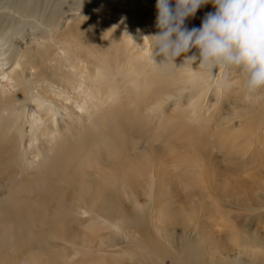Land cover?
<instances>
[{"label":"rangeland","instance_id":"1","mask_svg":"<svg viewBox=\"0 0 264 264\" xmlns=\"http://www.w3.org/2000/svg\"><path fill=\"white\" fill-rule=\"evenodd\" d=\"M24 1L0 0V82L16 68L27 78L26 88L11 78L14 88L0 105V112L9 107L8 118L0 119V264H177L164 241L177 235L172 247L184 251L181 236L195 234L204 264L212 242L226 241L231 232L240 240L255 231L264 237V186L258 181H264V124L251 116L260 108L246 97L238 69L209 76L198 61L180 66L182 57L177 66H155L148 38L156 32L155 0H32V9L17 13ZM202 18L195 14L185 26L198 28ZM74 67L88 81L86 111L73 117L75 107L68 104L63 116L52 108L44 114L59 93L45 85L47 94L37 86L29 90V82L45 75L59 83L69 76L68 95L82 105L77 92L83 79ZM99 70L102 82L91 78ZM33 96L38 103L29 101ZM33 108L52 133L58 121V139L41 136L45 126L35 128ZM222 186L235 189L230 198L219 193ZM234 196L247 201L245 210ZM87 205L91 216L103 213L79 219L76 211ZM178 212L192 219L184 230ZM117 223L121 231L112 234ZM125 232L155 252L142 241L128 244Z\"/></svg>","mask_w":264,"mask_h":264},{"label":"clouds","instance_id":"2","mask_svg":"<svg viewBox=\"0 0 264 264\" xmlns=\"http://www.w3.org/2000/svg\"><path fill=\"white\" fill-rule=\"evenodd\" d=\"M209 4L214 10L199 27L187 28L185 22ZM154 7L156 32L148 38L155 66H177L182 57L180 66L198 61L209 76L238 69L248 97L264 89V0H155Z\"/></svg>","mask_w":264,"mask_h":264},{"label":"bare ground","instance_id":"3","mask_svg":"<svg viewBox=\"0 0 264 264\" xmlns=\"http://www.w3.org/2000/svg\"><path fill=\"white\" fill-rule=\"evenodd\" d=\"M34 3L35 2H33L32 0H25L23 3L21 2V5H20V7L18 8V11H16L17 13H19V12H21V11H29L30 9H32L33 8V6H34ZM138 3V0H131V4L132 5H136ZM214 9L212 8V5L211 4H209V5H205L204 7H202L201 9H199L198 11H197V13L196 14H199V15H202V16H204V14L205 13H207V12H210V11H213ZM51 41V40H50ZM50 43H52V41L50 42ZM52 47V46H51ZM9 48V47H8ZM27 50V49H26ZM30 51H31V49H29ZM36 50V49H35ZM38 50V49H37ZM44 50H45V48H44ZM51 50V49H50ZM39 51V50H38ZM46 53L47 52H49V50L48 51H45ZM21 53V52H20ZM40 53V52H39ZM23 54V53H22ZM36 55V54H35ZM39 55V54H38ZM41 55V54H40ZM25 56H26V53H25ZM49 56V55H48ZM52 56V55H51ZM11 57V56H10ZM57 57V56H56ZM54 58V57H53ZM53 58H51V59H48V60H52ZM9 59V58H8ZM19 59V58H18ZM59 59V58H58ZM47 61V60H46ZM15 62V61H14ZM54 62V61H53ZM58 62V61H57ZM23 63V62H22ZM55 63V62H54ZM59 63V62H58ZM25 64V63H24ZM51 64H53L52 62H51ZM60 64V63H59ZM68 64V63H67ZM15 65V64H14ZM54 65H57V64H54ZM73 65V64H72ZM60 66V65H59ZM62 66H60V68H61ZM50 68V67H49ZM57 67H54V69H56ZM17 69V68H16ZM16 69H13V71H12V74L13 75H11V76H6V74L4 73L3 74V76H6V78L2 81V82H0V105H3L4 107H5V102H6V100L8 99V97L10 96V93H11V90L10 89H12V88H14L12 85H11V83H12V81H13V79H11V78H13L14 76L18 79V81H19V84L20 85H22V87L23 88H26L24 85H23V83H25L26 82V79L27 78H25L24 77V70L21 68L20 70V72H17V70ZM67 69V68H66ZM74 69H75V71L77 72V75L76 76H79L80 78L79 79H83L82 81H81V85L82 86H84V88L82 89V90H79L78 92H77V96H78V98H80L81 99V101H82V105H78V103L75 101L74 103H73V101H71L72 99V97H70L69 95H68V90H69V88L71 87V83H74V82H70L69 80V76L68 75H66V76H68V78L66 79V78H59L60 80H59V83H55V82H49V81H47V80H45L44 79V77H45V75L43 76V77H40V78H37V80L36 79H34V80H32V81H28L29 82V87H28V89L29 90H33V89H36L35 88V86H37L39 89H41L42 91H44L46 94L48 93L47 91L49 90V89H45L44 87L46 86V87H48V88H50L51 89V91H52V93L54 94V92H58L59 94L58 95H56L55 94V100L54 101H50V104H49V107L48 108H46V109H44V114H48V112H51L52 110H51V108L53 109V110H55L56 111V113H55V115L54 116H58V117H60V116H63L65 113H66V111L68 110V104H71L72 106H74L75 107V110H76V112H75V114H72L73 115V117L75 116V117H78L79 115V113L80 114H82V112L83 111H86V108H87V101H88V94L90 93V91L88 90L89 88H88V85H87V80L85 79V77H84V74H81L80 72H78L77 71V69H76V67H74ZM73 69V70H74ZM50 70V69H49ZM53 70V69H52ZM57 70V69H56ZM71 70H72V68H71ZM64 71V70H63ZM32 72V71H31ZM54 72V71H53ZM58 72V71H57ZM65 72V71H64ZM64 72H63V74H64ZM28 74H31V73H28ZM37 74H35V76H36ZM56 75V74H55ZM65 75V74H64ZM34 76V77H35ZM40 76V75H39ZM52 76V75H51ZM22 77V78H21ZM53 77V76H52ZM57 77V76H56ZM101 77H102V73L100 72V70H99V72L97 71V73H95V75L93 76V77H91V78H94V80L95 81H99V82H102L100 79H101ZM70 78H71V76H70ZM69 79V80H68ZM72 79V78H71ZM75 80L77 79V78H74ZM73 79V80H74ZM78 79V80H79ZM53 81H55V80H53ZM45 85V86H44ZM75 87V86H74ZM73 87V88H74ZM111 87V86H110ZM91 88V87H90ZM75 89V88H74ZM78 89V88H77ZM36 91V90H35ZM38 91V90H37ZM70 91V90H69ZM111 91V90H110ZM113 91V90H112ZM72 92H73V90H72ZM40 93V92H39ZM51 93V92H50ZM74 93V92H73ZM93 93V92H92ZM29 94H30V92H29ZM35 94H36V92H35ZM95 94V93H94ZM114 94V93H113ZM181 93H179L178 95H180ZM90 98H92V99H94V96L93 95H90L89 96ZM247 98H250L251 100H250V102H256L257 104H258V106H259V108H260V114H258V113H253L251 116H254V118L256 117V118H258L259 119V121L261 122L260 124H264V89H260V90H258L256 93H254L252 96H250V97H248V96H246ZM65 98V99H64ZM67 98V99H66ZM76 98V97H75ZM25 100V99H24ZM76 100V99H75ZM29 101L30 102H32V103H35L36 104V102L38 101V99L37 98H35L34 96L33 97H30L29 98ZM45 101H47L46 99L42 102V105H44V102ZM98 101V100H97ZM23 102V101H22ZM90 102V101H89ZM38 103V102H37ZM46 103V102H45ZM64 103V104H63ZM29 104V103H28ZM47 104V103H46ZM87 104V105H86ZM35 106V105H34ZM33 106V107H34ZM7 109H9V107H6V109L4 108L2 111H4L5 113H6V115H4V112H0V119H4V117L6 116L7 117V112H8V110ZM196 111V110H195ZM79 112V113H78ZM244 113V112H243ZM101 115V114H100ZM195 116V115H194ZM31 117H32V119H33V122H35L36 123V126H35V128L36 129H38L39 128V126H45V128H44V130L41 132V136H46V135H52V136H54V139H58V137H59V135H58V131H59V129H58V121L55 119V120H53V125H55V129H54V131H53V133H52V131L51 130H49L50 128H48V124H47V122H48V120H45L44 121V115L43 114H41V113H37V111L35 110V108H33V109H31ZM101 117V116H100ZM8 118V117H7ZM28 118V117H27ZM102 118V117H101ZM253 118V119H254ZM255 118V119H256ZM14 119V118H13ZM244 119V118H243ZM257 119V120H258ZM256 120V121H257ZM2 121V120H1ZM27 121V120H26ZM31 121V120H30ZM62 121H65V117L63 118V120ZM101 121V120H100ZM255 121V120H254ZM3 123V122H2ZM18 123V122H17ZM27 123H28V121H27ZM258 123V122H257ZM259 124V123H258ZM14 125V124H13ZM33 125V124H32ZM31 125V126H32ZM10 126H12V125H10ZM49 127H51V126H49ZM53 127V126H52ZM63 127V126H62ZM61 127V128H62ZM1 128V127H0ZM11 128H13V127H11ZM32 128V127H31ZM36 129H35V131H36ZM66 129V128H65ZM34 130V129H33ZM62 131V130H61ZM66 131H67V129H66ZM9 132H10V130H9ZM12 132V131H11ZM10 132V133H11ZM9 133V134H10ZM33 133H34V131H33ZM17 134V133H16ZM30 135H31V133H30ZM33 135V134H32ZM63 135V134H62ZM9 136V135H8ZM18 137H19V135H17ZM35 136V135H34ZM29 138L31 137V136H28ZM49 137V136H48ZM39 138H41V137H39ZM51 138V137H50ZM19 139V138H18ZM49 139V138H48ZM47 139V140H48ZM4 140H6L5 138H4ZM26 140V139H25ZM46 140V139H45ZM44 140V141H45ZM53 140V139H52ZM51 140V141H52ZM24 141V140H23ZM48 142V141H47ZM53 142V141H52ZM80 142V141H79ZM23 143V142H22ZM21 143V144H22ZM55 143V142H54ZM19 144H20V142H19ZM56 144V143H55ZM87 144V143H86ZM49 145V144H48ZM53 145V144H52ZM15 147H16V145H15ZM27 147H28V145H27ZM84 147V146H83ZM22 148H23V146H22ZM46 148V147H45ZM73 148V147H72ZM13 149H15L16 150V148H13ZM20 148H18V150H19ZM26 149V148H25ZM81 149V148H80ZM45 150V149H44ZM49 150V149H48ZM47 150V151H48ZM73 150H75L74 148H73ZM89 151V150H88ZM21 152H22V150H21ZM21 152H19V153H21ZM41 153H43V151H40ZM72 152V151H71ZM133 152V151H132ZM39 153V152H38ZM48 153V152H47ZM50 153V152H49ZM81 153V152H80ZM34 155V154H33ZM39 155H40V153H39ZM71 155V154H70ZM141 155V154H140ZM40 156H42V155H40ZM48 156H50V155H48ZM72 156V155H71ZM127 156V155H126ZM132 156V155H131ZM43 157V156H42ZM79 157V156H78ZM137 157V156H136ZM142 157V156H141ZM228 157V159H230V160H235L236 158H231L229 155L227 156ZM41 158V157H40ZM39 158V159H40ZM46 158V157H45ZM134 158V157H133ZM38 159V158H37ZM72 159V158H71ZM120 159V158H119ZM128 159H129V157H128ZM138 159H140V158H138ZM44 160H48V159H44ZM120 160H122V158L120 159ZM126 160V159H125ZM53 161V160H52ZM119 163H121L119 160H117ZM124 161V160H123ZM39 163H40V161H38ZM75 162V161H74ZM135 162V161H134ZM142 162V161H141ZM37 164V163H36ZM50 164V163H49ZM48 164V162L46 163V165H49ZM58 164V163H57ZM123 164V163H122ZM140 164V163H139ZM142 164H144V163H142ZM40 165H42V163L40 164ZM55 165V164H54ZM111 165H113V164H111ZM57 166V165H56ZM126 166V165H125ZM130 166H132V165H130ZM115 167V166H114ZM128 167H129V165H128ZM104 168V167H103ZM54 169V168H53ZM84 169V168H83ZM139 169V168H138ZM87 170V169H86ZM125 170V169H124ZM117 171V170H116ZM119 171V170H118ZM140 171V170H139ZM109 172V171H108ZM236 172V171H235ZM100 173V172H99ZM131 174H132V172H130ZM141 173V172H140ZM112 174V173H111ZM120 174H121V172H120ZM130 174V175H131ZM142 174V173H141ZM140 174V175H141ZM95 175H97V174H95ZM128 175H129V172H128ZM137 175V174H136ZM120 176H122V174L120 175ZM97 178H101V176H96ZM125 177V176H124ZM123 176H122V178H124ZM142 177V176H141ZM145 177V176H144ZM114 178V177H113ZM130 178V179H129ZM128 179L129 180H131V179H133L134 177H129ZM143 178V177H142ZM12 179H14V178H12ZM11 179V180H12ZM125 179V178H124ZM123 179V180H124ZM128 179H127V181H128ZM135 179H136V177H135ZM17 180V179H16ZM119 180H120V178H119ZM122 180V181H123ZM138 180V179H137ZM139 180H140V178H139ZM142 180H144V178L142 179ZM146 180V179H145ZM256 180V179H255ZM112 181H113V179H112ZM126 181V180H125ZM125 181H124V183L123 184H125ZM132 181V180H131ZM135 181V180H134ZM258 181H261V185L262 186H264V181H263V179H258ZM118 183H119V181H118ZM127 183V182H126ZM130 183H134V182H130ZM136 183V182H135ZM141 183V182H140ZM142 184V183H141ZM140 184V185H141ZM260 184V183H259ZM128 185V184H127ZM134 185H136V184H134ZM257 185V184H256ZM255 185V186H256ZM137 186V185H136ZM135 186V187H136ZM138 186H139V184H138ZM118 187V186H117ZM116 187V188H117ZM119 187H121V186H119ZM127 188V187H126ZM121 189V188H120ZM129 189H130V187H129ZM106 190V189H105ZM218 190H219V193L220 194H222V195H224V196H226V198H228L229 196V193L230 192H233L235 189H232V190H226V187H224V186H222V187H219L218 188ZM107 191V190H106ZM119 191V190H118ZM127 191V190H126ZM128 192V191H127ZM131 192H133V190L131 191ZM103 193H105V192H103ZM129 193V192H128ZM115 194V193H114ZM113 193H110L109 194V198L110 197H116L115 195H114ZM108 195V194H107ZM106 195V196H107ZM131 195H134V193L133 194H131ZM231 195H233V194H231ZM104 196H105V194H104ZM121 195H119V197H120ZM128 196H129V194H128ZM102 197V196H101ZM121 198H122V196H121ZM169 198V197H168ZM172 198H174V197H172ZM230 198V197H229ZM232 198H234V203L235 204H237V206H239L240 208H242V209H244L245 210V205H246V202L247 201H244V200H242L241 198H238L237 196H234V197H232ZM124 199V198H123ZM131 199V198H130ZM189 199V198H188ZM112 200H114V199H112ZM175 200H176V198H175ZM185 200H187V199H185ZM185 200L183 201V204H186V202H185ZM201 200V199H200ZM108 201H110L109 199H108ZM127 202V201H126ZM188 202V201H187ZM94 203H97V202H94ZM105 203V202H104ZM115 203V202H114ZM125 203V202H124ZM128 203V202H127ZM169 203V202H168ZM172 203H174V202H172ZM177 203V202H176ZM172 205V204H171ZM254 204L252 203L251 204V206H253ZM119 206H120V204H119ZM118 206V207H119ZM169 206V205H168ZM167 206V207H168ZM263 206V205H262ZM106 207L108 208V209H110V210H112L113 212L114 211H117V209H116V207L114 206H107L106 205ZM166 207V208H167ZM170 207V206H169ZM168 207V208H169ZM123 208V207H122ZM165 208V209H166ZM137 209V208H136ZM91 210H93V207L91 206L90 207V205L88 206H85V207H83V208H80L79 210H77L76 211V214H77V217L79 218V219H85V216H87L88 218H91V217H98V215L99 214H101V213H103V210L101 209H99L100 211H98L97 212V214H94V216H91L90 214H89V211H91ZM118 210H120V209H118ZM138 210V209H137ZM247 210V209H246ZM110 212V211H109ZM127 212V211H126ZM146 212V211H145ZM111 213V212H110ZM124 213V212H123ZM122 212H121V214H123ZM128 213V212H127ZM132 213V212H131ZM134 214L136 213L137 214V211L136 212H133ZM141 213V212H140ZM108 215H110L109 213H108ZM124 215V214H123ZM126 215V214H125ZM124 215V216H125ZM131 215V214H130ZM139 216H140V214H138ZM142 215V214H141ZM145 215H146V213H145ZM216 216H217V218H219V219H221L222 220V218H221V215H218V214H215ZM143 216V215H142ZM142 216H141V218H142ZM177 216H178V219H177V222H178V224H179V226H181L182 227V230H184L185 229V227L188 225V224H190L189 222L192 220L191 219V217L190 216H186L185 214H180V212H178L177 213ZM126 217L127 216H125V219H126ZM128 217H129V215H128ZM128 217H127V219H128ZM132 217H134V216H131V219H132ZM138 217V216H137ZM137 217H135V219L134 220H131V221H134V222H136V223H138V219H137ZM145 217V216H144ZM114 218H116L115 216H114ZM119 219H120V217H118ZM117 218V219H118ZM122 219V218H121ZM124 219V218H123ZM158 219V218H157ZM145 220V219H144ZM161 220V219H160ZM104 221H106L105 219H104ZM130 221V222H131ZM139 221H140V219H139ZM162 221V220H161ZM125 222H126V220H125ZM160 222V221H159ZM105 223H107V222H105ZM127 223V222H126ZM133 223V222H132ZM157 223V222H156ZM125 224V223H124ZM129 224V223H128ZM158 224V223H157ZM126 225V224H125ZM130 225V224H129ZM138 225V224H137ZM145 225V224H144ZM159 225H160V223H159ZM121 223H117V224H114V227H115V229H114V231H113V233L112 234H118L119 233V231H121ZM140 226H141V224H140ZM132 227H133V225H132ZM134 227H135V225H134ZM160 227V226H159ZM113 228V227H112ZM151 228V227H150ZM126 229H127V226H126ZM146 229H148V228H146ZM159 229V228H158ZM161 229V228H160ZM130 231V230H129ZM152 231V230H151ZM234 232H231V233H229V237H227V239H226V241H222V240H218V242H212L213 243V246H212V252H210V253H207V255L204 257V259H203V261H204V264L205 263H208V264H264V237L263 236H261L258 232H253L252 234H247L246 235V233H245V235H246V238H247V240H245L244 238L242 239V240H240L239 238H238V236H237V234H233ZM127 233L125 232V236L127 237V239L129 240V242L127 241V243L128 244H134V243H137L138 242V244L140 243L139 241H142V244H145V248L144 249H146L147 251H149V252H152V253H154L155 252V250H154V248L153 247H149L148 245H146V243H145V240L144 239H142V238H140V239H137L136 237H134L133 239H131V237H130V235L128 234V235H126ZM130 234H131V232H130ZM115 235V236H116ZM123 236V235H122ZM124 236V237H125ZM176 237H177V235H172L171 236V238L168 240V241H164L165 242V245L167 246V244H169V249L172 251V253L171 252H169V253H171V254H169V255H171V258L174 260V262L175 263H177V264H201V262H200V260H201V258H202V254H203V252L202 251H198V249H199V244H200V240H199V238H197V235L195 234V237H191V238H187V237H185V236H181V242H182V244H183V246L185 247V250L184 251H179L176 247H172V244H171V239H172V241L173 240H175L176 239ZM110 238H112V237H109L108 236V239H110ZM114 238V237H113ZM118 238V237H117ZM116 238V239H117ZM107 239V240H108ZM123 240V239H122ZM209 240H211V239H209ZM208 240V241H209ZM105 241V240H104ZM114 241V240H113ZM119 241H121V240H119ZM125 241V240H124ZM240 241H242V244L240 243ZM106 242V241H105ZM116 242V241H115ZM122 242V241H121ZM120 242V243H121ZM119 243V242H118ZM124 244V243H123ZM160 244V243H159ZM152 245V244H151ZM102 246V245H101ZM128 246V245H127ZM249 246H251V247H253V246H256L258 249L256 250V252L255 251H252L251 249H249ZM119 247V246H118ZM122 247H125L124 245L122 246ZM121 247V248H122ZM205 248V247H204ZM119 251V250H118ZM130 252H131V250H130ZM134 252V251H133ZM161 252H162V250H161ZM119 253V252H118ZM127 253V252H126ZM214 253H216V254H214ZM120 254V253H119ZM122 254V253H121ZM120 254V255H121ZM130 254V253H129ZM125 256V255H124ZM136 256V255H135ZM150 256V255H149ZM159 256V255H158ZM167 255H165L164 257H166ZM123 257V256H122ZM121 257V258H122ZM170 257V256H169ZM143 258V257H142ZM156 258V257H155ZM123 259H125V258H123ZM153 259V258H152ZM129 260H130V258H129ZM133 260V259H132ZM123 261V260H122ZM133 261H135V260H133ZM141 261V260H140ZM150 261V260H149ZM127 262H128V260H127ZM132 262V261H131ZM146 262V261H145ZM126 263V262H125ZM135 263V262H134ZM143 264H145L144 262H142ZM124 264V263H123ZM149 264V263H148Z\"/></svg>","mask_w":264,"mask_h":264}]
</instances>
